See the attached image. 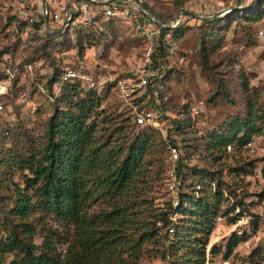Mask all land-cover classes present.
Here are the masks:
<instances>
[{
    "label": "rangeland",
    "instance_id": "374dc122",
    "mask_svg": "<svg viewBox=\"0 0 264 264\" xmlns=\"http://www.w3.org/2000/svg\"><path fill=\"white\" fill-rule=\"evenodd\" d=\"M17 1L0 0V48L15 60L24 63L35 60L37 65L33 79L24 74L20 80L19 88L26 92L25 96L19 98L15 92L9 105L0 113V209L9 210L16 198L15 185L23 186L27 171L19 168V160L45 141L46 122L53 101L37 90L36 83L45 85L54 72L77 60H84L92 69L103 67L95 90L101 98L99 109L105 110L102 116L107 117L102 122V116L96 117V136L105 138L114 128L123 125L124 131L121 134L117 131L112 137L119 136L116 143L123 147L144 130L152 134L159 132L164 140L160 144L156 141L145 154V164L128 191L136 202L139 232L149 228L151 219L147 216L150 214L157 217L169 215L172 220L164 223L160 219L153 225L155 235L144 238L139 251L127 250L124 254L127 264H171L177 226L193 240L203 236L193 223L188 224L194 227L181 224V210L190 203L188 197L202 195L199 189L209 180L193 171V166L214 170L216 175L221 170L224 184L220 188L226 197L218 206L208 236L204 264H223L225 261L230 264H264V0H136L140 4L146 3L151 10L149 13L168 25L177 22L181 10L200 16H180L178 24L183 26V33L166 40L162 53L155 50V40L133 30L128 19H117L110 24L101 21L95 25L91 47L86 37L76 32L47 37L44 26L36 33L21 36L11 30ZM258 10H263V16L257 21L248 20V16ZM79 39L82 41L80 52ZM215 42L220 45L213 49ZM144 70L153 73L150 78L155 87L137 90L136 102H142V107L154 112L161 128H165V135L158 127L150 126L151 131L136 125L129 108L114 89L119 79L136 80ZM241 74L248 78V94L242 89ZM53 91L58 94L52 86ZM248 99L255 103L256 123L262 128L259 141L250 148L226 150L213 164L206 149L208 135L212 131H223L235 117L244 116ZM180 110H186L182 116L186 125L177 131L171 125ZM184 138L188 144H197L200 156L189 155L183 160L179 190L170 193L164 185L168 166L167 144L171 139L183 144ZM183 172H186L185 177ZM230 190L233 192L229 193ZM216 191L217 181H210L204 196L212 200L211 195ZM175 198L179 200L176 206L171 203ZM236 199L243 202L246 214L242 223L234 225L235 217L230 208ZM102 208H108V201L99 199L93 203V210ZM29 224L33 230V244L38 247L36 252L48 236L54 243L52 252L64 258L72 238L71 230L59 225L51 214L40 209L31 213ZM171 225L174 230L168 234ZM132 231L133 228L130 233ZM233 233L245 234L246 240L225 258L226 242ZM2 236L4 232L0 230ZM212 248L218 251L212 253ZM184 253V249L179 251L180 255Z\"/></svg>",
    "mask_w": 264,
    "mask_h": 264
},
{
    "label": "trees",
    "instance_id": "16d2710c",
    "mask_svg": "<svg viewBox=\"0 0 264 264\" xmlns=\"http://www.w3.org/2000/svg\"><path fill=\"white\" fill-rule=\"evenodd\" d=\"M141 5L146 11H151L146 3ZM262 16L263 10H258L255 14H250L248 20L257 21ZM117 19L105 18L99 14L94 17L88 28L72 26L55 36L62 37L68 32H76L85 36L88 46L91 47L95 25L101 21L110 24ZM34 25L37 32L40 27L42 28L43 22L39 19ZM166 33L170 34V39L179 37L183 33V26L177 24L172 28L159 29L155 47L159 53L164 51ZM45 35L54 36L47 31ZM215 43L213 49L220 45V42ZM78 46V51H82L80 39ZM3 53L5 51L0 48V55ZM61 71L62 69L54 72L46 84L53 106L46 122L45 141L19 160V168L27 171L23 176V186L15 185L16 198L12 207L9 210L0 209V216L4 215L3 218L0 217V230L4 232V236L0 237V264H127L125 252L139 251L144 238L155 235L153 225L160 219L164 223L168 222L162 214L158 217L150 214L147 216L151 219L149 228L145 232H139L136 202L130 198L132 193L128 191L145 164V154L156 141L160 144L164 143V140L159 132L155 131L156 134H152L144 130L123 147L116 143L119 136L112 139L115 132L121 134L124 131L123 125L114 128L105 138H98L96 136L98 122L95 120L105 112L103 108L99 109L100 96L95 88H85L77 81L63 82L58 94L55 95L52 86L59 80ZM240 78L242 89L248 94V78L245 74H241ZM226 96L229 97L228 94ZM254 104L248 99L244 116L235 117L223 131H212L208 135L206 149L213 164L221 159L226 146L237 145V150H240L262 132V128L256 123ZM185 112L186 110H180L172 119L171 126L177 131L186 125V120L184 121L182 117ZM106 117L102 116L100 122ZM141 127L150 129V126ZM168 131L170 128L167 129V133ZM182 141L183 144L175 143L171 139L168 143L176 144L181 150L180 172L183 171V160L188 159L187 156L197 158L200 156L197 144H188L185 138ZM205 169L207 168L193 166V171L209 180L199 189L202 195L197 198L188 197L190 203L181 210L183 215L181 224L187 223V227H194L188 224L193 223L203 236L193 240L186 236V231L177 226L175 236L177 242L173 243L174 258L171 264L205 263L208 236L213 229L218 206L226 199L223 189L220 188L224 184L221 180V170H218L216 175V171ZM202 171L207 174H203ZM185 175L186 172H183V177ZM215 180L217 191L211 195L210 200L204 194L206 186ZM97 199L108 201V208L93 210V203L97 202ZM235 202L244 205L241 200L236 199ZM36 209L51 214L59 225L71 230L72 238L64 258L52 252L54 243L48 236L44 238L39 252H36L38 247L33 244V230L29 224V216ZM132 228L133 231L130 233ZM245 240V234L238 236L233 233L226 242L224 257L228 258L238 244ZM183 249L185 253L180 255L179 251ZM217 251L212 248V253ZM7 256L11 257L8 259Z\"/></svg>",
    "mask_w": 264,
    "mask_h": 264
},
{
    "label": "built area",
    "instance_id": "2783aa9c",
    "mask_svg": "<svg viewBox=\"0 0 264 264\" xmlns=\"http://www.w3.org/2000/svg\"><path fill=\"white\" fill-rule=\"evenodd\" d=\"M137 4L141 6L139 2ZM43 13L47 14L52 30L60 29L62 31L72 26L88 28L94 17L99 14H102L105 18L128 19L132 22L133 30L151 41L155 40V42L158 41L159 29L161 28L150 16L141 13L132 0H36L35 2L34 0H19L14 12L15 17L11 30L21 36L35 33L34 24L39 19L42 21ZM177 24L178 21L171 23L170 28L175 27ZM44 30L47 31L45 27ZM164 39L168 41L170 34L166 33ZM36 63L37 61L35 60L24 63L13 59L6 53L0 55V113L9 105L15 92H17L19 98L25 96L26 92L19 88L20 80L24 74L33 79ZM102 68V65H100L92 69L86 61L77 60L62 68L59 80L54 83L53 87H55L58 93L63 82L77 81L85 88L94 89L99 83ZM152 75V72L144 70L137 76L136 80L131 78L119 79L115 83L114 89L117 91L121 101L129 108L131 119L136 125L158 127L161 133L165 135V128L163 126L161 128L160 125L162 124L155 119L154 112L151 109L142 107V102H136L137 90L145 87L151 89L155 87V84L151 80L152 78H150ZM36 85L39 92L52 99L46 84L36 83ZM54 93L56 95V92ZM258 141L259 136H254L243 147H253ZM237 148V145L226 146L227 151H235ZM167 162L168 166L164 174V185L168 192L176 193L182 182V172L179 171L181 164L180 150L174 143L168 144ZM178 201V198H175L171 203L176 206ZM231 211H233V216L235 217L234 225L242 223L246 214L243 210V205L232 202ZM168 217L166 216L168 223H171L172 218L169 215ZM173 230L174 226H169L168 234L173 232ZM223 264L230 263L225 261Z\"/></svg>",
    "mask_w": 264,
    "mask_h": 264
},
{
    "label": "water",
    "instance_id": "95a60500",
    "mask_svg": "<svg viewBox=\"0 0 264 264\" xmlns=\"http://www.w3.org/2000/svg\"><path fill=\"white\" fill-rule=\"evenodd\" d=\"M132 1L135 4V6L137 7V9L141 13L150 16L158 26H160L161 28H170L171 27L170 24L168 25V24L162 23L157 17H155L154 15H152L149 12L145 11L140 5L137 4V2L135 0H132ZM182 15H191V16H195V17H200V16H198L197 14H195L193 12L186 11V10H181L178 13V15H177V21L179 20V17L182 16ZM42 21H43L44 27H45V29L47 30L48 33H50V34H57V33L60 32V29H58V30H52L51 29V27L49 25V22H48V17H47V14L46 13H43V15H42Z\"/></svg>",
    "mask_w": 264,
    "mask_h": 264
}]
</instances>
